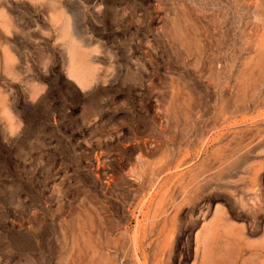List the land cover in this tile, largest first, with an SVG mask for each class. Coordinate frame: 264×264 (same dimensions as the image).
Wrapping results in <instances>:
<instances>
[{
  "label": "rangeland",
  "instance_id": "obj_1",
  "mask_svg": "<svg viewBox=\"0 0 264 264\" xmlns=\"http://www.w3.org/2000/svg\"><path fill=\"white\" fill-rule=\"evenodd\" d=\"M0 264H264V0H0Z\"/></svg>",
  "mask_w": 264,
  "mask_h": 264
}]
</instances>
